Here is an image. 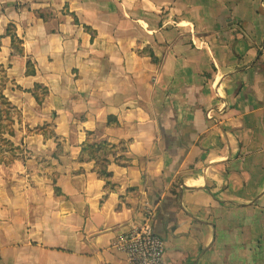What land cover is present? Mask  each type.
Here are the masks:
<instances>
[{
  "label": "crops",
  "instance_id": "1",
  "mask_svg": "<svg viewBox=\"0 0 264 264\" xmlns=\"http://www.w3.org/2000/svg\"><path fill=\"white\" fill-rule=\"evenodd\" d=\"M3 78L0 264H131L146 202L166 264H264V0H0Z\"/></svg>",
  "mask_w": 264,
  "mask_h": 264
},
{
  "label": "built area",
  "instance_id": "2",
  "mask_svg": "<svg viewBox=\"0 0 264 264\" xmlns=\"http://www.w3.org/2000/svg\"><path fill=\"white\" fill-rule=\"evenodd\" d=\"M155 216L156 206L146 202L142 219L113 241L112 247L126 253L131 264H166V241L154 230Z\"/></svg>",
  "mask_w": 264,
  "mask_h": 264
},
{
  "label": "trees",
  "instance_id": "3",
  "mask_svg": "<svg viewBox=\"0 0 264 264\" xmlns=\"http://www.w3.org/2000/svg\"><path fill=\"white\" fill-rule=\"evenodd\" d=\"M8 32L12 35V44H16L20 41V37L17 35L16 32L13 31V27H8ZM31 61L28 62V65L31 66ZM29 74H34L35 72H28ZM2 85L0 87V100L3 104L11 105V102L8 100V98L3 93V87L5 86V79H2ZM41 87L44 89L43 93L44 95L48 92V88L44 87L41 84H36L35 86ZM38 99L40 101L43 100V97H41L39 94L37 95ZM12 106V105H11ZM6 114L9 116L10 121L4 122L3 120H0V141L4 142L6 144L13 145L14 143L9 140L7 137H5V133H14V129L12 127L13 124V115L10 114V110L5 107L4 108ZM7 127V128H6ZM47 127H51L50 123L45 124L44 126L37 127V129H44ZM89 135L93 134L92 132H88ZM128 150V146L125 143L115 144L108 140H102V141H92L87 138V140L82 145V158H90L95 160V170L99 173V175L104 178L107 183H110L112 172L109 171V164L112 162L113 158L116 161H123L127 164L130 161V158L128 157L125 152ZM119 151H124L120 154H118Z\"/></svg>",
  "mask_w": 264,
  "mask_h": 264
},
{
  "label": "rangeland",
  "instance_id": "4",
  "mask_svg": "<svg viewBox=\"0 0 264 264\" xmlns=\"http://www.w3.org/2000/svg\"><path fill=\"white\" fill-rule=\"evenodd\" d=\"M0 83H1V80H0ZM1 99V98H0ZM7 128V127H6Z\"/></svg>",
  "mask_w": 264,
  "mask_h": 264
}]
</instances>
